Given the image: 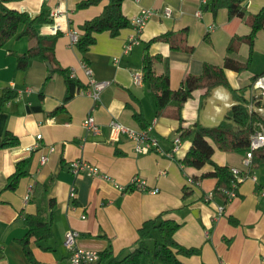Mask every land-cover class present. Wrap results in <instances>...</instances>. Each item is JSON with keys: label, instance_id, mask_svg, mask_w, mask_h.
I'll list each match as a JSON object with an SVG mask.
<instances>
[{"label": "crops", "instance_id": "obj_1", "mask_svg": "<svg viewBox=\"0 0 264 264\" xmlns=\"http://www.w3.org/2000/svg\"><path fill=\"white\" fill-rule=\"evenodd\" d=\"M79 1L7 0L10 7L26 11L32 17L47 16L48 20L38 26L41 33L50 35L62 31L55 44L61 66L69 72L74 68L75 77L88 86V76L82 66L85 60L95 78L106 80L108 84L97 101L80 93L66 99L64 76L53 72L49 61L33 57L26 69L18 67V55L32 43L28 38L12 37L0 47V94L6 86L19 92L0 112V137L11 130L19 138L18 145L0 148V264H31L16 239L27 230V214L35 211L36 206L29 198L37 182L44 183L48 197L56 200L52 237L31 243L41 264H71V250L65 245L69 229L80 232L75 241L77 248L100 251L111 247L114 254L122 258L136 246L138 228L143 221L167 210L165 218L181 223L175 233L177 241L202 249L200 254L178 255L186 264H264V164L253 170L254 178L246 177L241 181L239 195L228 202L218 197L206 200L215 180L208 177L194 185L188 183V177L209 171L212 166L206 164L192 169L178 162L188 149L189 141H182L179 148L172 151L180 123L184 127H193L197 122L216 125L224 118L235 103L230 90L220 85L203 97L205 89H195L180 110L172 101L158 113L142 71L148 41L168 30L181 32L180 36L187 37V44L193 48L190 51L172 49L162 40L150 43L149 51L164 58L156 61L155 68L159 73L168 72L172 88L181 86L187 75L200 73L206 61L223 64L230 38L248 33L246 17L263 7L264 0H246L245 16L231 19L226 7H220L214 14L202 0H124L122 9L130 19L144 7L160 13L149 18L139 33V43L128 53H124V45L136 34L131 25L117 36L98 33L96 43L85 54L71 42L69 31L78 32L79 25L99 14L109 0L86 7H79ZM57 7L64 14L53 18L50 13ZM166 7L172 10L169 16L163 14ZM247 52L248 45L243 41L238 53L244 58ZM260 55H264V29L257 36L253 63ZM137 71L142 73L139 81L134 78ZM226 72L234 88L249 78L240 77L243 71L238 74L229 69ZM257 92L252 85L244 94L250 98ZM135 112H141L150 122L149 133L159 139L162 151L154 149L140 154L136 151V142L126 135L118 142L109 140L112 119L140 128ZM89 114L100 124V133L89 132L84 127L83 120ZM39 133L42 138L37 140ZM34 143H39V147L26 148ZM50 146H54L53 151L49 150ZM220 151L215 150L213 155L218 163L244 172L249 169L244 161L246 154ZM42 154L48 156L44 162ZM76 158L98 165L101 172L109 174L119 184L127 185L134 176H139L149 187H158L159 192L136 188L124 191L98 175L75 176L69 164ZM23 159L28 161V175L21 178L15 190L6 189L8 176ZM72 185L76 187L74 197L70 196ZM185 185L191 186L194 192L184 199ZM220 204L224 209L218 215ZM229 217L238 223H232ZM142 264L162 263L146 256Z\"/></svg>", "mask_w": 264, "mask_h": 264}, {"label": "trees", "instance_id": "obj_2", "mask_svg": "<svg viewBox=\"0 0 264 264\" xmlns=\"http://www.w3.org/2000/svg\"><path fill=\"white\" fill-rule=\"evenodd\" d=\"M102 0H80L79 7L99 4ZM124 0H109L103 10L86 19L79 25V38L76 46L83 54L87 53L97 41V34L109 32L112 36H117L120 32L131 25V19L123 12L122 4ZM246 0H208L206 8L215 14L219 8H227L228 18L244 17L246 14ZM44 14L30 16L28 12L8 5L7 0H0V47L12 37L28 38L32 43L28 49L19 54L17 65L21 69H26L33 57H41L49 61L53 66L52 71L64 76L67 86L66 99L71 98L78 90L87 87V83L82 82L75 76H71L69 70L60 65L56 53L55 44L57 38L62 35V31L57 30L55 34L46 35L40 32L38 24L47 21ZM248 23L247 34L233 36L230 38L223 64L204 62L202 70L198 74H189L182 81L181 86L172 88L168 72L159 73L155 68L156 61L163 60L159 53L152 54L149 45L153 41L162 40L168 42L172 49L192 50V46L187 44V37L180 36L182 33L174 30L163 32L148 41L142 59L143 80L152 91L156 111L160 113L170 102L174 101L178 110L182 104L192 95L195 89H205L203 97L213 88L223 85L232 94L235 103L230 107L224 118L216 125H203L197 122L193 127H184L182 123L176 129L181 142L189 141L186 152L178 158L182 166L202 168L206 164L212 169L193 177L194 181L211 177L215 180L211 191L213 197H218L223 202L230 200L223 189L232 187L236 182L237 186L232 187L239 195L238 188L241 181L246 177H251L253 170L264 164V145L252 152L251 164L247 171L239 169V176L234 175L232 167L227 164H220L214 158L215 146L225 151H234L246 154L250 147L251 136L256 132L264 133V115L256 110H250V102H254L255 97H246L244 91L249 89L254 82L264 76L263 73H256L248 78L239 87H232L228 79L227 70L236 71L238 74L249 69L253 63L256 40L260 30L264 29V6L257 12L250 13L245 20ZM246 42L248 52L241 58L238 50L241 42ZM88 61V58H85ZM89 62V61H88ZM19 95L16 88L6 86L0 94V112L6 103ZM256 106H264V100L255 102ZM134 118L141 129L150 126L141 112H135ZM19 144V138L11 131L7 130L0 137V148L15 146ZM28 161L23 159L17 162L15 171L7 178L6 189L15 190L22 177L28 175ZM32 196L29 200L35 204V211L27 214L25 223L27 230L23 236L16 239L20 244L23 253L31 264H41L35 257L31 243L49 240L53 235V210L56 205L55 198L48 197V189L44 183L37 182L33 188ZM258 189L260 187L258 186ZM194 191L191 186L183 187V198L191 195ZM212 197V198H213ZM209 200V199H208ZM168 212L162 211L155 217L148 218L138 228L139 237L136 246L124 257L118 258L111 247L99 251V257L90 264H142L143 258L152 257L162 264H186L178 255L200 254V246H184L175 238V233L181 223L172 218H165ZM230 221L237 224L235 218L229 217ZM157 230L159 237H156L152 245H148V239L152 231Z\"/></svg>", "mask_w": 264, "mask_h": 264}, {"label": "built area", "instance_id": "obj_3", "mask_svg": "<svg viewBox=\"0 0 264 264\" xmlns=\"http://www.w3.org/2000/svg\"><path fill=\"white\" fill-rule=\"evenodd\" d=\"M208 0H202L203 4H206ZM171 8L166 7L164 8L163 14L164 15H171ZM160 13L159 11H156L152 8H141L139 13L134 16L131 19V26H133L134 30H136V34L131 35L129 37V41L124 45V53H128L130 50H132L133 46L139 43V33L144 29L146 23L148 22L149 18L156 14ZM62 14H64L63 10L60 7H57L54 11L50 13V16L55 18L59 17ZM213 27V26H212ZM71 42L73 44H76L79 33L76 30L69 31ZM118 59L115 58V61ZM82 66L85 70V73L88 76V86L86 88H82L78 90L77 93L80 94H86L92 96L96 101L99 99L100 92L107 86L108 81L106 80H98L94 76V71L91 68V66L85 61H82ZM71 76H76L74 68L70 71ZM142 73L137 71L134 73V78L136 81H139L141 79ZM253 89L258 90L255 94V100L254 102H250L249 107L250 110H256L261 112L264 115V106H256L255 102H257L259 99L264 100V76L258 78L254 84ZM83 125L86 128L87 131L92 133H100L101 127L100 124L95 120V118L89 114L85 117L83 120ZM110 127V136L109 140L111 142H118L122 135H126L130 139H133L136 142V151L140 154H145L148 152L153 151L154 149L162 151V148L159 143V139L155 136H152L149 132L151 129V126H149L146 129L141 128H135L132 126H129L123 122H121L118 119H112L109 122ZM37 140L42 138V134L39 133L36 136ZM181 143V139L179 135H177L173 139V145H172V151H176ZM264 145V133L263 132H256L251 136L250 140V147L249 150L246 153V157L244 159L246 165L251 164V158H252V152L255 149H258L259 147ZM36 147H39V143H34L33 145L27 146L26 148L28 150L35 149ZM50 151L54 150V146L49 147ZM48 159V156L46 154L41 155V160L44 162ZM71 172L75 175H81V174H87V175H94V176H101L106 179H109L110 181H113L115 185L124 191H127L129 189H139V190H145L149 192H159L158 187H149L147 184V181L139 176H134L131 181L127 185L119 184L115 181V179L110 176L109 174L103 173L100 170V167L96 164H93L87 160H84L82 158H76L70 161L69 164ZM232 171L234 172V175L238 178V180H242V178L239 176V169L236 167H232ZM251 177H255L254 174ZM188 183L191 184H198L199 182L194 181L192 177H188ZM237 183L233 182L232 187H236ZM223 189L224 192L229 196L230 199L237 196L235 189ZM76 193V187L75 185L71 186L70 196L74 197ZM212 193H209L205 199H211ZM224 209V205L220 204L218 206V215L222 214V211ZM80 235V232L78 230L69 229L66 232L65 236V245L71 250V256L70 261L71 264H90L91 262H94L99 257V251L94 249H85V248H77L76 247V238Z\"/></svg>", "mask_w": 264, "mask_h": 264}, {"label": "rangeland", "instance_id": "obj_4", "mask_svg": "<svg viewBox=\"0 0 264 264\" xmlns=\"http://www.w3.org/2000/svg\"><path fill=\"white\" fill-rule=\"evenodd\" d=\"M40 25L41 24H38V26H40ZM263 71H264V55L256 56L253 65L248 70L243 71L241 73L240 77L248 78V77H250L256 73H263ZM214 146H215L216 152H221L220 150H222V149H220L217 145H214ZM222 152H225V151L222 150ZM191 168L197 169L195 167H191ZM189 184H191V183H189ZM154 234H155V236H153ZM154 237H159L157 230L153 231L152 237L148 239V244L150 246L152 245L153 241L155 240Z\"/></svg>", "mask_w": 264, "mask_h": 264}, {"label": "water", "instance_id": "obj_5", "mask_svg": "<svg viewBox=\"0 0 264 264\" xmlns=\"http://www.w3.org/2000/svg\"><path fill=\"white\" fill-rule=\"evenodd\" d=\"M49 64V66H50V62L48 63ZM51 68V67H50Z\"/></svg>", "mask_w": 264, "mask_h": 264}]
</instances>
